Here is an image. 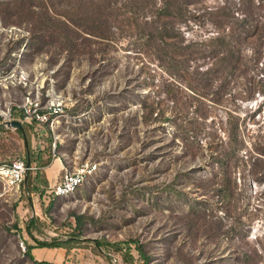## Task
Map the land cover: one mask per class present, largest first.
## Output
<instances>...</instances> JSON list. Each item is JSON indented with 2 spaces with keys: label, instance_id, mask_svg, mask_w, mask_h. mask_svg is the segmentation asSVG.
<instances>
[{
  "label": "rangeland",
  "instance_id": "rangeland-1",
  "mask_svg": "<svg viewBox=\"0 0 264 264\" xmlns=\"http://www.w3.org/2000/svg\"><path fill=\"white\" fill-rule=\"evenodd\" d=\"M182 1L0 0V164L26 162L5 125L30 98L32 150L98 165L68 198L0 182V264H264V0ZM243 16L225 77L213 39Z\"/></svg>",
  "mask_w": 264,
  "mask_h": 264
},
{
  "label": "trees",
  "instance_id": "trees-1",
  "mask_svg": "<svg viewBox=\"0 0 264 264\" xmlns=\"http://www.w3.org/2000/svg\"><path fill=\"white\" fill-rule=\"evenodd\" d=\"M180 3V4H179ZM183 1L181 0H163V6L161 7L162 12L165 14L167 17H172L177 16L179 12H181V5ZM185 3V2H184ZM240 23L242 24V30H240L238 36L235 38L239 43H236L232 39L234 36H231L229 34H219L216 38H214V42H217L218 50L217 52L221 55V63L223 70L222 73L224 76H228L230 73L234 72L236 70V67L240 65V58L242 55V52L239 51L241 49V43L245 41V39L251 38L254 33L251 32L252 25L248 24L250 21L246 16H243L240 20ZM241 42V43H240ZM239 64V65H238ZM234 69V70H233ZM209 69L204 72V75L209 74ZM15 115L13 116V119L19 123L22 124L23 126V131L16 128L18 131L22 132L25 141H27L26 134H25V126L28 125L30 129L34 132L35 129V123L34 122H26L23 120V118H20L17 114L16 111L14 113ZM6 126V125H5ZM237 130V128H236ZM26 163L29 168L35 167L37 169V172L35 173V176L32 177L33 170H28L24 181H23V186H24V191L26 190L29 192L30 190H36L39 195L42 198H48L54 195L53 193L48 191V180L46 178V174L44 171V168L48 167L52 161L53 158L49 157L48 161H44L45 157L37 153L36 151L31 149L30 144L27 143L26 146ZM31 223H35L34 220L31 221ZM27 229L29 230L30 235H32V232L30 231L29 224L27 225ZM75 239L70 238L69 240L65 241H58V240H53L52 242H41L38 240L36 241V245H29L27 246L29 250V254L32 252L34 248H50V249H57V248H70V244H72ZM99 244V242H97ZM33 258V254L31 255ZM34 263L35 264H54L48 261H38L34 258Z\"/></svg>",
  "mask_w": 264,
  "mask_h": 264
},
{
  "label": "built area",
  "instance_id": "built-area-1",
  "mask_svg": "<svg viewBox=\"0 0 264 264\" xmlns=\"http://www.w3.org/2000/svg\"><path fill=\"white\" fill-rule=\"evenodd\" d=\"M29 104L30 107L24 115L26 121L36 120L40 123H49L47 114L39 112L40 104L38 102L29 98ZM53 108L55 114L61 111L59 105H54ZM4 116L8 117L9 114L5 113ZM31 169L33 170L34 167L29 168L27 163L21 159L0 164V182L7 191L16 188L23 183L27 171ZM97 171L96 163H85L72 170L65 167L58 183L49 192L53 193L56 198H68L74 195Z\"/></svg>",
  "mask_w": 264,
  "mask_h": 264
},
{
  "label": "crops",
  "instance_id": "crops-1",
  "mask_svg": "<svg viewBox=\"0 0 264 264\" xmlns=\"http://www.w3.org/2000/svg\"><path fill=\"white\" fill-rule=\"evenodd\" d=\"M0 128H3V127H0ZM65 167L66 166H64V163L60 159L58 160L55 158L53 159L52 163L48 167L44 168L46 178L48 180V185H49L48 191H50L58 183L59 179L61 178L63 174Z\"/></svg>",
  "mask_w": 264,
  "mask_h": 264
},
{
  "label": "water",
  "instance_id": "water-1",
  "mask_svg": "<svg viewBox=\"0 0 264 264\" xmlns=\"http://www.w3.org/2000/svg\"><path fill=\"white\" fill-rule=\"evenodd\" d=\"M6 126H8V127L18 128V129H20V130L23 131V126H22V124L19 123V122H17V121H15V120H9V121H7V122H6ZM23 133H24V131H23ZM26 146H27V141H26Z\"/></svg>",
  "mask_w": 264,
  "mask_h": 264
}]
</instances>
